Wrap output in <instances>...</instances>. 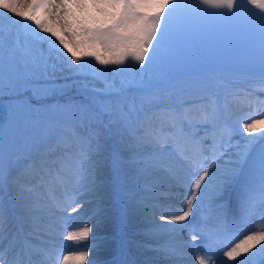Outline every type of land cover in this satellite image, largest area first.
Masks as SVG:
<instances>
[{
  "label": "snow or ice",
  "instance_id": "snow-or-ice-1",
  "mask_svg": "<svg viewBox=\"0 0 264 264\" xmlns=\"http://www.w3.org/2000/svg\"><path fill=\"white\" fill-rule=\"evenodd\" d=\"M246 3L252 8L245 0H0V94L48 95L72 80L84 97L44 119L19 100L0 119V264H50L69 209L85 221L65 239L89 241L109 184L131 198L153 193L150 209L139 200L134 211L159 215L151 232L168 264H181L191 241L223 243L256 212L264 223V144L256 147L264 117L243 122L246 138L233 143L236 93L216 75L240 71L264 85V0ZM145 175L163 176V191L141 185ZM224 247V264H264V230ZM88 257L84 250L63 264Z\"/></svg>",
  "mask_w": 264,
  "mask_h": 264
},
{
  "label": "bare ground",
  "instance_id": "bare-ground-1",
  "mask_svg": "<svg viewBox=\"0 0 264 264\" xmlns=\"http://www.w3.org/2000/svg\"><path fill=\"white\" fill-rule=\"evenodd\" d=\"M258 97H262L261 95H258ZM244 101H248V99L241 98ZM261 100V99H260ZM258 103V102H256ZM261 103V102H260ZM264 114V105H259L257 107H250V106H244V107H237V109H232L228 112V116L230 117V121L236 126L237 133L234 136L233 143L237 142H244V139L246 138L245 135L241 132V126L242 123L245 121H251L252 119H258L261 114ZM106 175H108V170L105 169ZM152 175H145L142 177L143 179V185H149V177ZM159 183H161L163 186L165 185V179L163 176L157 177ZM138 189L136 191V195L134 198H131L128 193H125L122 201L120 202L122 204V214H121V220L125 219L124 222L127 225L128 234L139 237H145L147 240L150 241H157L160 239V237L153 235L150 229H144L142 224V219H148L150 220H159L158 216H153L151 211L148 210L149 215L146 216V211L137 213L134 211L136 207V202L139 200H142L141 196L139 197ZM104 204H100L99 202V213L98 217L93 218L92 221H89L88 224L90 227H93L92 236L90 237L89 241L80 242L79 244L67 241L65 239V236L69 232H74L79 230V226L82 224V222L85 221V217L78 215L76 213H72L71 210H68V213L65 216V219L63 222L57 227V230L54 235V242H55V258L50 262V264H63V257L69 256V257H75L79 254V252L87 250L89 251V257L88 261L91 262V264H110V257H114L116 254L114 251L112 252V249L115 250V246L112 245V240L115 236L113 232V222L115 221V213L117 217V208H116V202H114V192L112 190L111 185H107L104 189L103 195ZM162 199H165V197H162ZM90 207L95 208L97 207L96 203H93ZM141 222V224H140ZM152 226V225H151ZM250 224H245L244 227H239L237 230L240 232L238 239L232 244L238 243L242 238V233L246 230H248V234H251L252 231H256V228L253 227ZM247 235V234H246ZM231 234L227 235L226 238L223 240H231ZM183 241H190L191 237L188 235H184L181 238ZM63 242H62V241ZM195 243V242H194ZM85 245L87 247H85ZM192 241L190 246L185 245L183 248V256L181 257V264H197V257L203 256V252L200 249L201 244L197 245L196 249L192 247ZM143 253L147 254H140L143 257H147L149 261L152 262V264H168V261L162 257H160L155 250L147 253L143 247V245H139ZM227 249L221 250L218 254L215 253H209L206 254L205 260L209 261V264H212L214 261L215 264H224L226 261V258L223 257L222 252ZM139 254V253H138ZM208 256L215 257L211 260L208 259ZM129 260V259H128ZM126 260V264H129V261ZM69 264H75V261L73 259L69 260ZM88 264V262H86ZM228 264H231V262H228Z\"/></svg>",
  "mask_w": 264,
  "mask_h": 264
},
{
  "label": "rangeland",
  "instance_id": "rangeland-1",
  "mask_svg": "<svg viewBox=\"0 0 264 264\" xmlns=\"http://www.w3.org/2000/svg\"><path fill=\"white\" fill-rule=\"evenodd\" d=\"M245 7L246 8H252V6L247 5L246 0H245ZM212 11H224V10H212ZM253 11H258L253 9ZM6 15L4 13H0V16ZM20 38L23 40L24 38V33L21 30L20 32ZM215 43L220 47L224 48L227 46V41L226 40H217ZM45 48H47V45H44ZM95 67H100L99 65H95L94 60L90 61ZM130 64L134 65V62H129ZM256 71H259V66H256ZM62 75L64 76H71L70 71H65ZM111 78V73L109 74ZM216 75L218 76H224L227 80L230 81L229 84V89L233 92L236 93L234 98L231 101L229 111L232 109H237V107H244V106H250V107H257L259 105H264V85H261L258 77H249L248 75L244 74L243 72L240 71H218L216 72ZM65 81L63 79L59 80V83L63 84ZM69 84L72 86L63 90V92H55L51 93L48 95H41L37 96L32 93V91L26 90L24 91L21 95H15L13 93L8 92L7 90L5 91L4 94H0L1 99H5L8 101L9 106L12 105L14 102H17L19 100H25L27 101L28 104H30L34 109L39 110V117L41 119L47 118L50 115V110L53 109L57 105H66L69 103H79L81 102L84 97L83 95L78 91L77 87L73 84L72 80L67 81ZM258 95H261L262 97H258ZM248 99V101H244L241 98ZM189 100H194L196 99L194 96L193 97H187ZM261 99V100H260ZM258 102V103H256ZM261 102V103H260ZM264 117V114L262 113L259 118ZM0 119H3L0 117ZM260 144H264V141L258 140L256 147H259ZM108 178L111 179L110 173L108 172ZM143 179L142 177L139 180V183L143 185ZM149 182L150 185L153 184H159L160 185V190L163 191L164 186L159 183L158 178L156 176H150L149 177ZM131 181H128V184L131 185ZM139 197L141 196L142 200L144 201L145 205L149 207L150 209V204H151V198L153 193L149 191L148 187L143 188L142 190L138 189ZM127 192H120V193H115L114 192V202H116V208H117V217L115 213V221L113 222V232L115 234L113 240H112V245L115 246V250L112 249V252L116 254L114 257H110L111 261L110 264H126V260L129 261V264H152L151 261L147 257H143L140 254L147 255L143 253L139 245H143L145 251L147 253L153 251L156 249L158 243L161 242V238L158 239L157 241H150L147 240L145 237H139L134 234L130 235L128 234L127 230V225L124 222L125 219L121 220V212H122V204L120 203ZM100 204H104V199L99 201ZM150 211V210H149ZM149 213L146 211V216H148ZM158 216V214L156 215ZM151 218L148 219H142V224L144 229H150L152 226L153 221L155 220H150ZM262 217L259 212H256L254 215L251 217L247 218L243 222L237 223L229 232L231 234L232 231L237 230L239 227L242 228L244 227L245 224H250L253 227L256 228V231L264 230V223H261ZM141 224V222H140ZM247 229H249V227ZM248 230L244 231L242 233V238L244 235L248 234ZM228 234V235H229ZM239 233L235 237L231 234V240H223L224 236H222V241L223 243L215 245L216 249L214 247L208 248L205 246L203 243L202 246H200V249L204 253L203 256L206 257V254H209L211 252H214L215 254H218L221 250L227 249L224 247V245H232L239 237ZM62 241V240H61ZM63 242V241H62ZM195 242V243H194ZM201 240L197 239L196 241H192V247L196 249L197 245H199ZM139 253V254H138Z\"/></svg>",
  "mask_w": 264,
  "mask_h": 264
}]
</instances>
